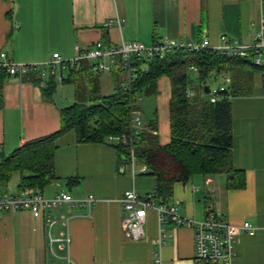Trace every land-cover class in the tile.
I'll use <instances>...</instances> for the list:
<instances>
[{
  "label": "crops",
  "instance_id": "crops-1",
  "mask_svg": "<svg viewBox=\"0 0 264 264\" xmlns=\"http://www.w3.org/2000/svg\"><path fill=\"white\" fill-rule=\"evenodd\" d=\"M258 14V0H0V52L16 63H44L53 53L72 58L96 41L150 45L163 38L183 42L207 38L216 45L220 34H225L250 43ZM107 21L110 26L105 25ZM82 69L80 76L68 72L70 80L60 84L55 78L47 79L56 83L50 95L33 74L2 78L0 154L57 131L62 108L90 104L97 91L100 95L113 91L111 72L90 78L85 64ZM218 77L224 78L220 86H225L227 74ZM156 86L157 93L150 95L155 97L152 116L147 119L142 111V130L151 131L165 145L170 139L169 78L161 76ZM252 90L250 96L230 98L232 165L243 172L244 187L228 188L222 174L198 175L174 183L172 197L165 202L196 220L215 212L236 226L249 221L255 233L238 232L237 264H264V84L260 72L252 74ZM153 121L156 128L150 130ZM54 145L55 179L38 189L45 197L62 190L75 198L91 194L95 201L90 209L62 206L45 209L38 217L27 210L0 211V264H155L158 238L162 242L159 264H201L194 260L192 230L172 223L160 225L153 209L146 212L143 238L132 241L124 236V212L118 201L123 192L135 190L143 197L155 193V177L141 174L140 163L121 162L108 142L79 143L73 130L58 137ZM12 175L0 184V195L20 190L19 174ZM49 219L57 221L49 225Z\"/></svg>",
  "mask_w": 264,
  "mask_h": 264
},
{
  "label": "trees",
  "instance_id": "trees-1",
  "mask_svg": "<svg viewBox=\"0 0 264 264\" xmlns=\"http://www.w3.org/2000/svg\"><path fill=\"white\" fill-rule=\"evenodd\" d=\"M191 67L195 69L192 79L189 74ZM82 68L70 70L69 75L80 76ZM253 72L264 73V69L244 58L227 57L211 50H169L161 58L136 61L130 83L132 94L140 97L155 95L156 82L161 76H167L170 81L169 142L161 145L155 134L141 130L134 148L136 161L146 167L141 174L155 177L156 187L152 197L157 202L170 200L174 183H184L198 175L222 174L226 176L228 188L244 187L243 172L232 165L230 98L252 94ZM223 73L229 80L215 102L192 90L194 80L205 85L210 75L215 79ZM111 74L114 88L110 94L100 95L97 91L90 104L80 102L62 108L57 131L28 140L7 155L0 154V184L16 172L19 174V189L30 191L48 185L55 179V140L70 130L74 131L79 143H107L109 136L126 134L130 97L123 90L126 72L115 66ZM6 75L4 70H0V84ZM88 75L92 77L90 73ZM71 76L63 82L69 81ZM55 86V81L51 79L44 93L50 95ZM148 127L154 130L155 122ZM108 143L115 146L120 161L126 162L127 149L118 141Z\"/></svg>",
  "mask_w": 264,
  "mask_h": 264
},
{
  "label": "built area",
  "instance_id": "built-area-1",
  "mask_svg": "<svg viewBox=\"0 0 264 264\" xmlns=\"http://www.w3.org/2000/svg\"><path fill=\"white\" fill-rule=\"evenodd\" d=\"M259 14L257 29L250 43H241L235 37L220 34L218 43L212 45L207 38L199 42L172 41L166 38L160 39L150 45L139 41H121L115 45H105L96 41L92 46L83 51H77L76 55L69 59H63L58 53H53L51 60L44 63H16L5 52H0V70H4L9 76L35 75L42 85L47 87V79L55 78L60 84L67 79L70 70L78 71L83 64L90 74L110 73L115 66L121 67L126 72L123 90L129 94V125L128 132L120 136L107 137L108 142H120L127 149L126 163L134 166L136 158L134 148L138 141V135L143 128L142 111L139 103L141 97L131 93L130 83L134 77L135 63L137 60H148L153 57L161 58L169 50L187 49L190 51L211 50L227 57L244 58L258 68L264 69V0H258ZM118 25L120 19H116ZM111 21L105 23L110 26ZM191 70L195 71L193 67ZM262 80L264 73L261 72ZM223 86L216 89L209 87L207 98L210 102L219 99V92ZM142 172L146 167L142 165ZM95 201L93 195H85L80 198L72 197L65 191H59L53 196L45 197L41 190L36 188L30 191L18 190L11 195H0V211L14 212L27 210L33 217H38L45 209L56 207L84 206L90 209ZM124 212L122 219V231L124 236L132 241H137L144 236V223L146 212L153 209L157 213L159 224L172 223L175 226H187L192 230L194 242V260L205 264H237L236 260V236L239 231L249 235L255 233V227L249 221H243L236 226L215 212H208L201 220L182 216L174 204L159 203L154 197H143L135 190H126L118 199ZM57 219H49V225ZM69 239L67 238L66 241ZM158 238L153 250V262L159 264L158 247L161 245Z\"/></svg>",
  "mask_w": 264,
  "mask_h": 264
},
{
  "label": "rangeland",
  "instance_id": "rangeland-1",
  "mask_svg": "<svg viewBox=\"0 0 264 264\" xmlns=\"http://www.w3.org/2000/svg\"><path fill=\"white\" fill-rule=\"evenodd\" d=\"M194 72H190V78L192 79ZM224 78L218 77L217 79H214L213 75H210L206 80H205V85H207L208 87L212 88V89H216L218 88V86H220L223 82ZM192 86V90L194 91V93L207 97V95L205 93H203L201 87L203 86V84L197 82V81H193V83L191 84ZM80 87L82 88V86L80 85ZM69 90L70 88H72V86L70 85V87H68ZM142 103H139V107L141 111L145 112V116L147 119H149L152 116V111L154 108V103H155V97L153 96H145L142 95ZM143 119V117H142ZM18 176V173H13L12 178H16Z\"/></svg>",
  "mask_w": 264,
  "mask_h": 264
},
{
  "label": "water",
  "instance_id": "water-1",
  "mask_svg": "<svg viewBox=\"0 0 264 264\" xmlns=\"http://www.w3.org/2000/svg\"><path fill=\"white\" fill-rule=\"evenodd\" d=\"M202 90H203V93L207 94L209 91V87L207 85H203Z\"/></svg>",
  "mask_w": 264,
  "mask_h": 264
}]
</instances>
